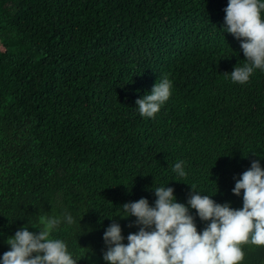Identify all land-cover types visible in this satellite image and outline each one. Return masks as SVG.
Here are the masks:
<instances>
[{
    "label": "trees",
    "instance_id": "obj_1",
    "mask_svg": "<svg viewBox=\"0 0 264 264\" xmlns=\"http://www.w3.org/2000/svg\"><path fill=\"white\" fill-rule=\"evenodd\" d=\"M227 5L0 0V264L11 250L3 238L42 228L41 217L61 218L51 238L77 264H108L104 232L118 223L127 245L141 226L122 206L155 207L159 187L174 189L199 233L210 221L191 195L242 209L235 183L253 161L264 169V70L231 80L247 61ZM164 77L169 99L142 117L136 101ZM180 161L184 177L173 172ZM242 250L241 264H264V247Z\"/></svg>",
    "mask_w": 264,
    "mask_h": 264
},
{
    "label": "clouds",
    "instance_id": "obj_2",
    "mask_svg": "<svg viewBox=\"0 0 264 264\" xmlns=\"http://www.w3.org/2000/svg\"><path fill=\"white\" fill-rule=\"evenodd\" d=\"M262 10L264 3L260 0H228L224 9L227 32L238 40L243 38L241 49L247 61L230 73L234 83L246 84L254 70H264ZM171 88L167 77L156 83L151 94L136 101L140 115L153 118L169 99ZM173 172L186 176L183 161L174 165ZM191 188L196 191L194 186ZM154 190L155 207H150L145 198L122 206L125 215L121 218L135 216L136 224L141 226L138 233L128 235L127 245L122 242L118 223H112L104 232L108 247L103 259L108 264H241L244 245L264 247V169L258 160L251 163L232 189L236 196L243 190L242 209H233L228 203L217 204L210 196H190L188 205L202 221H210L202 233L197 231L189 208L176 202L173 188ZM63 220L68 225L74 223L67 212ZM61 222L58 217H41L43 227H38L39 234L27 227L18 230L7 240L11 250L3 254L2 264H77L65 242L51 238Z\"/></svg>",
    "mask_w": 264,
    "mask_h": 264
},
{
    "label": "rangeland",
    "instance_id": "obj_3",
    "mask_svg": "<svg viewBox=\"0 0 264 264\" xmlns=\"http://www.w3.org/2000/svg\"><path fill=\"white\" fill-rule=\"evenodd\" d=\"M27 230L30 231V232H32V233L39 234V229H38V227H36V226L27 227ZM10 237H14V235H10V236H7V237L3 238V240H2V244H4L5 246L10 247V245L7 243V240H8ZM10 248H11V247H10Z\"/></svg>",
    "mask_w": 264,
    "mask_h": 264
}]
</instances>
